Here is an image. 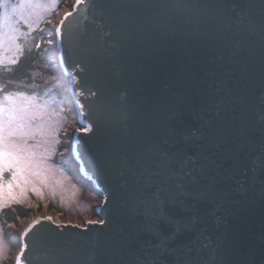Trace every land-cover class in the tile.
<instances>
[{
  "label": "water",
  "instance_id": "1",
  "mask_svg": "<svg viewBox=\"0 0 264 264\" xmlns=\"http://www.w3.org/2000/svg\"><path fill=\"white\" fill-rule=\"evenodd\" d=\"M168 0H83L66 13L63 36L56 37L62 76L67 79V94L74 103L77 120H87V89L101 82L110 86L118 104L132 103L161 117L180 109L184 118L200 123L203 101L210 91L219 90L226 106L219 116L204 111V119L216 126L225 121L229 130L213 157L226 178L227 202L217 213L219 223L206 227L211 244L204 249L193 247L195 264H264V0H180L190 9L183 16L172 15L169 21L179 28L215 18L222 41L209 35L205 40L185 43L156 40L142 43L136 39L117 44L112 21L123 17L135 22L159 13L156 8H124L119 5H164ZM105 7L109 23L99 24V8ZM66 13L62 16L64 19ZM60 20V21H61ZM87 30L96 34L101 55L88 58L69 50L66 37L70 32ZM106 33H111L107 35ZM80 67H76V64ZM84 92L81 96L79 93ZM84 104L81 114L79 105ZM81 127L80 124H78ZM243 130L242 135L232 130ZM76 133V131H75ZM98 136L76 133L72 156L80 176L102 199L96 214L104 221L86 225L57 223L53 218H38L21 236V246L13 264H34L33 242L37 237H54L76 250L70 264H104L92 242L105 241V250L123 245L131 254L135 250L138 224L115 200L105 201L114 193L115 183L96 156ZM121 146H117L119 151ZM78 154V155H77ZM255 161V163H254ZM246 171V175L243 173ZM50 218V219H49ZM36 221H40L36 224ZM61 226V227H58ZM31 229V231H28ZM28 231V235L24 233ZM29 247L24 249V245ZM23 249V255H21Z\"/></svg>",
  "mask_w": 264,
  "mask_h": 264
},
{
  "label": "snow or ice",
  "instance_id": "2",
  "mask_svg": "<svg viewBox=\"0 0 264 264\" xmlns=\"http://www.w3.org/2000/svg\"><path fill=\"white\" fill-rule=\"evenodd\" d=\"M82 3L83 0H75L73 7L78 8ZM31 6V0H20L17 4L0 0V27L21 19L27 22L25 10ZM93 7H98L101 13L97 23L110 22V18L104 16V9L114 5L101 3L93 4ZM118 7L156 8L159 13L150 19L138 18L135 31L131 20L121 17L112 21L117 32V44L132 39L142 43L156 40L192 43L205 40L209 35L220 41L224 39L217 31L215 18L191 23L186 28L172 25L170 16H183L190 11L180 0H168L164 5L125 4ZM70 15L66 13L64 19L53 26L55 37L63 36L62 30ZM66 41L70 51L86 59L101 55L95 33L87 30L70 32ZM76 67L80 65L77 63ZM218 91H210L199 114L201 122L193 124L184 118L180 109H172L161 117L130 102L118 104L110 86L104 82L87 89L88 123L78 119L81 127L76 129V133H91L99 137L97 159L115 183L114 193H109L105 201L115 200L118 207L126 210L138 224L136 248L131 254L123 245L108 251L104 248V240L92 242L96 255L106 257L104 264H195L193 247L199 243L207 249L211 244L205 229L210 224L218 225L217 213L228 196L226 178L213 158L216 154L212 148L219 147L228 134L229 125L225 121L216 126L203 116L204 111H214L219 116L224 110L226 102L217 95ZM79 108L82 114L84 104ZM35 119L23 109L0 107V193L6 184L10 197L14 186L28 182L26 173L38 174L35 172L38 167L35 149L40 146L37 137L42 131L35 124ZM260 120L264 122V115ZM76 133L71 139L76 137ZM232 134L242 135L243 130L233 129ZM118 145L121 146L119 151L116 150ZM68 147L71 155L72 145ZM61 159L65 158L62 156ZM5 173L11 176L6 182ZM243 174L246 175V171ZM28 247L24 245V249ZM33 249L34 264H70L76 255L75 249L54 237H37ZM17 262L19 264V257Z\"/></svg>",
  "mask_w": 264,
  "mask_h": 264
},
{
  "label": "rangeland",
  "instance_id": "3",
  "mask_svg": "<svg viewBox=\"0 0 264 264\" xmlns=\"http://www.w3.org/2000/svg\"><path fill=\"white\" fill-rule=\"evenodd\" d=\"M63 1L31 0L32 6L25 10L27 22L21 19L19 22L0 27V68L11 67L15 64L23 54L24 48L33 44V33L39 31L46 23L44 35L47 42L43 46L44 52L47 57H50L52 67L56 72L60 71L53 26L58 24L65 11L70 10L74 0H71L58 15V9ZM19 2L20 0H9L10 4ZM64 80L62 82L64 87L60 83L55 84L44 94L0 93V107L23 109L27 114L34 115L35 124L42 131V134L37 137L40 146L35 149L37 153L35 160L38 164L35 172L38 174L26 173L28 182L14 186L11 197L6 184L3 192L0 193V264H13L21 245L13 251L5 240L1 215L6 209L13 206L18 207L26 202L40 204L42 201H50L52 205L46 202L49 208L52 206L49 213L57 216V212L62 211L66 218L76 221L80 218L94 216L93 212L102 199L100 194L93 192L90 185L81 179L75 163H70L69 160L61 163L56 158L61 152L64 157H70L67 147L77 128V114L73 101L69 94H66L67 79L64 78ZM60 93H64L68 100L65 97L61 99ZM70 119L73 123L69 128L68 120ZM66 128L68 138H65L66 144H64L60 135ZM10 179V173H5L4 181ZM34 212L37 213V209ZM41 213H48L46 204L43 205ZM63 219L60 221L63 222Z\"/></svg>",
  "mask_w": 264,
  "mask_h": 264
},
{
  "label": "trees",
  "instance_id": "4",
  "mask_svg": "<svg viewBox=\"0 0 264 264\" xmlns=\"http://www.w3.org/2000/svg\"><path fill=\"white\" fill-rule=\"evenodd\" d=\"M32 38L33 44L24 48L23 54L15 64L11 67L0 68V93L36 95L48 92L58 83L64 87L62 83L65 81L64 78L61 76L60 71L56 72L52 67L50 57H47L44 52L45 35L40 31H35ZM60 96L61 99L65 97L64 93H60ZM68 114L70 115V112ZM65 160H69L70 163L74 164L72 156L67 157ZM29 214L30 212L25 206L19 205L18 207L13 206L6 209L1 215L5 240L13 251L17 250L20 245V234L11 232L8 228L5 229V226L7 223L16 222L18 217L28 216Z\"/></svg>",
  "mask_w": 264,
  "mask_h": 264
},
{
  "label": "bare ground",
  "instance_id": "5",
  "mask_svg": "<svg viewBox=\"0 0 264 264\" xmlns=\"http://www.w3.org/2000/svg\"><path fill=\"white\" fill-rule=\"evenodd\" d=\"M56 37H54V39H55ZM55 42H56V40H55ZM60 220L59 219H56V222H59Z\"/></svg>",
  "mask_w": 264,
  "mask_h": 264
}]
</instances>
